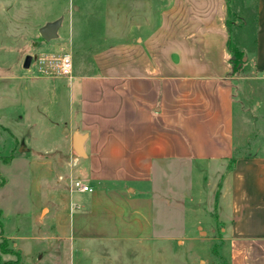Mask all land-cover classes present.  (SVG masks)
Segmentation results:
<instances>
[{
    "label": "crops",
    "instance_id": "1",
    "mask_svg": "<svg viewBox=\"0 0 264 264\" xmlns=\"http://www.w3.org/2000/svg\"><path fill=\"white\" fill-rule=\"evenodd\" d=\"M203 2L200 21L187 9L186 21H159L135 42L95 53L89 74L57 79L34 65L9 83L10 96L0 91L1 110L29 122L35 109L61 134L60 147H43L41 162L27 161L48 171L43 178L72 177L91 188L48 193L66 197L64 232L69 223L72 233L90 236V249L98 237L108 249L136 248L138 240L143 248L155 232V173L179 162L225 169L235 152L227 31L209 10L223 12V4ZM255 31L254 68L264 75V0ZM76 132L85 136L82 157L72 147ZM216 215L227 264H264V158H238L224 172ZM172 250L169 264H177Z\"/></svg>",
    "mask_w": 264,
    "mask_h": 264
},
{
    "label": "rangeland",
    "instance_id": "2",
    "mask_svg": "<svg viewBox=\"0 0 264 264\" xmlns=\"http://www.w3.org/2000/svg\"><path fill=\"white\" fill-rule=\"evenodd\" d=\"M257 1L213 0L223 4V12L219 6L209 9L213 19L229 22L232 41L245 58L230 77L235 152L225 169L179 162L155 173V232L140 242L141 249L139 240L136 248L108 249L99 237L97 248L90 249V236L72 233L69 223L64 232L60 215L66 197L49 199L48 193L74 192L72 177L53 181V172L43 178L48 171L27 161L41 162L43 147H60L61 134L35 109L25 122L8 106L0 108V243L4 239L7 250L0 252V264H169L170 248L177 264H227L216 215L221 179L238 158H264V75L254 68ZM187 9L195 21L206 15L203 0H0V91L11 95L9 83L28 70L26 56L33 70L34 59L45 52L68 53L72 77L89 74L95 53L135 42L159 21H186ZM58 19L56 37L45 41L39 28ZM75 208L70 200V211Z\"/></svg>",
    "mask_w": 264,
    "mask_h": 264
},
{
    "label": "built area",
    "instance_id": "3",
    "mask_svg": "<svg viewBox=\"0 0 264 264\" xmlns=\"http://www.w3.org/2000/svg\"><path fill=\"white\" fill-rule=\"evenodd\" d=\"M37 71L44 76L61 77L71 79L73 72L72 57L68 53L62 54H41L34 59ZM70 187L78 192H91V188L80 180H72Z\"/></svg>",
    "mask_w": 264,
    "mask_h": 264
},
{
    "label": "water",
    "instance_id": "4",
    "mask_svg": "<svg viewBox=\"0 0 264 264\" xmlns=\"http://www.w3.org/2000/svg\"><path fill=\"white\" fill-rule=\"evenodd\" d=\"M61 20L58 19L56 21L53 22H49L46 23L44 26H42L41 28H39L38 33L39 35L45 40V41H49L53 38L56 37L57 35V30L60 26ZM243 60H245V58H243ZM31 63V57L30 56H26L23 62V68L24 69H28ZM85 136L81 135L79 133H74L73 137H72V147L73 150L75 151V153L79 156L82 157L84 156V152H83V142H84Z\"/></svg>",
    "mask_w": 264,
    "mask_h": 264
},
{
    "label": "trees",
    "instance_id": "5",
    "mask_svg": "<svg viewBox=\"0 0 264 264\" xmlns=\"http://www.w3.org/2000/svg\"><path fill=\"white\" fill-rule=\"evenodd\" d=\"M228 11L229 9L227 8V12ZM224 25L227 31L226 50L229 55L228 64L230 66V75H233L236 72H238L241 69L242 65L244 64V60H243L244 54L240 49H238V47L232 41L231 28L229 22L225 21ZM4 246H5V241L4 239H2L0 243V252L3 254L7 253V250L5 249Z\"/></svg>",
    "mask_w": 264,
    "mask_h": 264
}]
</instances>
